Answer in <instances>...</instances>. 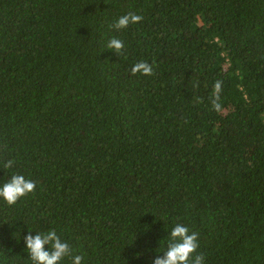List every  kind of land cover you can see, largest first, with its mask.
Instances as JSON below:
<instances>
[{"label": "trees", "instance_id": "trees-1", "mask_svg": "<svg viewBox=\"0 0 264 264\" xmlns=\"http://www.w3.org/2000/svg\"><path fill=\"white\" fill-rule=\"evenodd\" d=\"M13 173L34 188L0 200V264H31L23 236L49 229L61 264H152L176 223L203 264H264V0H0Z\"/></svg>", "mask_w": 264, "mask_h": 264}, {"label": "clouds", "instance_id": "clouds-1", "mask_svg": "<svg viewBox=\"0 0 264 264\" xmlns=\"http://www.w3.org/2000/svg\"><path fill=\"white\" fill-rule=\"evenodd\" d=\"M142 19L140 15L126 13L116 18L111 25L114 29L126 28L129 24H135ZM106 47L117 53L123 48V43L117 38H109ZM152 68L145 62H138L131 68L133 74L139 72L144 75L151 74ZM220 91V82L216 81L212 86L213 96ZM219 107L218 104L214 105ZM12 160L4 162L3 167L10 168ZM34 188V182L22 174L13 173L7 180L0 183V200L8 205L16 203L25 194ZM24 248L27 250L31 264H61V261L69 255L70 249L67 241L61 239L55 229L47 231L29 232L23 236ZM197 244V233L181 223L174 224L168 231L167 248L163 255H156L152 264H203V256L194 255ZM191 257V261L189 258ZM71 264H81L80 255L71 256Z\"/></svg>", "mask_w": 264, "mask_h": 264}]
</instances>
